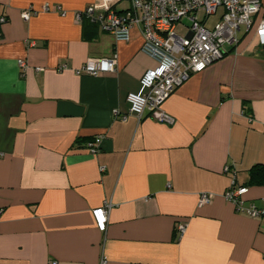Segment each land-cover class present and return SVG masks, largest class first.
<instances>
[{
	"label": "crops",
	"instance_id": "0c3cea01",
	"mask_svg": "<svg viewBox=\"0 0 264 264\" xmlns=\"http://www.w3.org/2000/svg\"><path fill=\"white\" fill-rule=\"evenodd\" d=\"M97 2L0 0V264H264V217L223 197L233 172L245 185L264 164V44L242 28L163 102L173 124L139 120L127 96L157 63L139 31L117 41L75 20ZM114 54V71H79ZM247 187L264 207V184ZM203 192L213 198L199 206ZM105 201L100 231L92 210Z\"/></svg>",
	"mask_w": 264,
	"mask_h": 264
},
{
	"label": "built area",
	"instance_id": "2783aa9c",
	"mask_svg": "<svg viewBox=\"0 0 264 264\" xmlns=\"http://www.w3.org/2000/svg\"><path fill=\"white\" fill-rule=\"evenodd\" d=\"M121 0H98L83 10L73 13L79 23L88 19L104 31L110 33L117 41H128L134 30L142 36L141 50L151 56L157 63L147 69L141 76V87L137 92L129 93V112L137 119L149 116L158 122L173 124L174 118L162 108L163 102L171 92L185 82L191 74L203 71L214 61L223 57L226 46L237 44L238 33L243 28L246 32L253 30L264 44V16L255 23L254 17L260 12V0H129V6L123 10L115 7ZM45 4L42 10H50ZM223 9L219 20L212 28L206 27L210 15ZM27 8L21 13L23 20H28L36 11ZM61 16L66 12L60 6ZM203 14L200 18V14ZM184 18L189 20L185 35L176 33V25ZM5 17L0 16V24ZM20 66L23 60H18ZM117 64L116 55L109 57H91L86 60L79 71L97 75L102 70L114 71ZM121 120L127 118L120 115ZM101 136H95L85 143L90 152H96ZM224 171H230L229 166ZM248 192L246 185H236L234 172L231 182L223 193L225 200L234 208L250 217H264V207L248 202L244 195ZM211 193H200L198 205L209 203ZM110 202H103L92 210L97 228L105 231ZM1 214V209H0ZM185 226L179 224L177 231L183 234ZM264 230V228H263ZM100 264H107L105 255Z\"/></svg>",
	"mask_w": 264,
	"mask_h": 264
},
{
	"label": "rangeland",
	"instance_id": "374dc122",
	"mask_svg": "<svg viewBox=\"0 0 264 264\" xmlns=\"http://www.w3.org/2000/svg\"><path fill=\"white\" fill-rule=\"evenodd\" d=\"M129 6V0H121L117 3L115 9L116 10H123L126 9ZM223 9L219 7L217 9V12L213 15H210L206 20V27L212 28L215 22L219 20V17L222 14ZM203 14H200V18H202ZM189 25V20L187 18H184L176 25V33L179 35H185L187 32V26Z\"/></svg>",
	"mask_w": 264,
	"mask_h": 264
},
{
	"label": "trees",
	"instance_id": "16d2710c",
	"mask_svg": "<svg viewBox=\"0 0 264 264\" xmlns=\"http://www.w3.org/2000/svg\"><path fill=\"white\" fill-rule=\"evenodd\" d=\"M83 22L89 25H97L95 23L90 22L88 19H83L81 23ZM94 137L88 138L87 141L93 139ZM252 184H264V164H255L249 169V179L245 183V185L248 186Z\"/></svg>",
	"mask_w": 264,
	"mask_h": 264
}]
</instances>
